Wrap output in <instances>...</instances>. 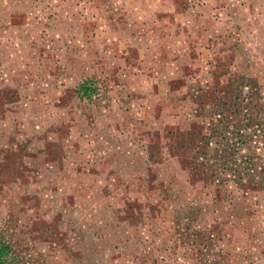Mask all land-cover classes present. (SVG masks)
<instances>
[{"label":"rangeland","instance_id":"rangeland-1","mask_svg":"<svg viewBox=\"0 0 264 264\" xmlns=\"http://www.w3.org/2000/svg\"><path fill=\"white\" fill-rule=\"evenodd\" d=\"M0 237L264 264V0H0Z\"/></svg>","mask_w":264,"mask_h":264},{"label":"trees","instance_id":"trees-1","mask_svg":"<svg viewBox=\"0 0 264 264\" xmlns=\"http://www.w3.org/2000/svg\"><path fill=\"white\" fill-rule=\"evenodd\" d=\"M79 92L86 97H91L95 92V88L89 86V84H82L79 88ZM248 160L250 159L248 158ZM14 257L15 254L11 243L0 237V264H12L14 262Z\"/></svg>","mask_w":264,"mask_h":264}]
</instances>
